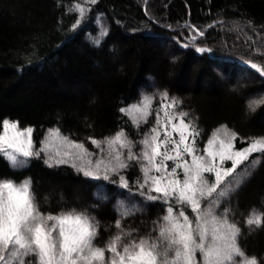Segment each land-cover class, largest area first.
Segmentation results:
<instances>
[{
  "label": "trees",
  "instance_id": "16d2710c",
  "mask_svg": "<svg viewBox=\"0 0 264 264\" xmlns=\"http://www.w3.org/2000/svg\"><path fill=\"white\" fill-rule=\"evenodd\" d=\"M140 90L154 106L164 92L179 100L200 145L220 125L236 133L237 148L264 138V0H0V121L32 127L35 148L54 127L89 150V137L121 129L142 136L153 114L135 127L120 111ZM130 164L124 175L134 191L139 172ZM238 168L243 183L227 189L224 207L241 227L239 244L264 264V226L246 224L251 209L264 214V153ZM25 178L43 212L88 209L103 240L118 231L121 211L131 213L125 229L142 233L161 213L159 202L135 191L128 199L114 177L86 178L67 164L49 168L43 156L19 169L0 158V181Z\"/></svg>",
  "mask_w": 264,
  "mask_h": 264
},
{
  "label": "snow or ice",
  "instance_id": "6c2138e0",
  "mask_svg": "<svg viewBox=\"0 0 264 264\" xmlns=\"http://www.w3.org/2000/svg\"><path fill=\"white\" fill-rule=\"evenodd\" d=\"M251 67L257 66L253 63ZM180 103L175 97L169 101L167 92L161 94L156 123L138 142L142 146L139 153L133 151L137 142L123 130L102 140L89 137V142L100 151L96 160L84 143L62 136L59 128L49 129V136L62 137L69 148L62 155L57 151L53 156L43 146L34 147L32 127L21 129L19 122L0 121V158L10 167H27L31 158L40 159L43 154L49 168L68 164L94 180L109 181L118 175L120 186L127 188L128 181L120 173L132 166L130 161H136L143 181L139 184L141 195L162 205L151 231L126 230L122 220L131 213L124 210L115 220L118 231L109 232L108 239L103 240L100 223L88 209L65 207L56 214L45 213L31 178L20 184L2 180L0 264H260L256 256L249 257L239 244L242 230L230 216L234 210L224 207L229 190L221 186L225 177L231 176L252 153H264V140L257 139L237 149L236 133L222 125L223 138L214 134L201 150L197 146L201 133L194 121L188 119V112L177 110ZM253 103L261 101H250L249 106ZM133 108L141 113L140 120L147 123L152 114L151 99L145 98L143 109ZM134 123L139 127L138 122ZM77 161L81 163L78 165ZM169 161L173 162L171 167ZM225 162H231V167H226ZM153 172L158 175L150 174ZM242 183L237 182L235 189ZM246 224L261 228L264 214L251 209ZM106 253H110L107 259Z\"/></svg>",
  "mask_w": 264,
  "mask_h": 264
},
{
  "label": "rangeland",
  "instance_id": "374dc122",
  "mask_svg": "<svg viewBox=\"0 0 264 264\" xmlns=\"http://www.w3.org/2000/svg\"><path fill=\"white\" fill-rule=\"evenodd\" d=\"M145 98H150V99H151V112H152V114H153V123H152V125L150 126V128L145 132V134H146V133H149V132H150V129H151V128L154 126V124L156 123V120H155V111H156V109L159 107V105H160V103H161V96H160V102L158 103V105H157V106H156V105L154 106V100H153V97H152L150 94L145 93L143 90H140L139 93L137 94V98H136L134 101H132L131 103H129L128 105H126V106H124V107H122V108H125V109L132 108L131 111L123 112V113L128 117V119L131 121V123H132L135 127H137V126H136V123H134V121L138 122L139 125H142L144 122L140 120V115H141V113L136 112L135 109L133 108V106H139L141 109H143ZM169 101H170V99H169ZM177 110H178V109H177ZM149 116H150V115H149ZM149 116H148V117H149ZM7 120H8V119H7ZM9 121H11V120H9ZM11 122H14V121H11ZM221 126H222V125L216 127V128H215V129L209 134L208 138L205 140V142L203 143V145H200V144L197 142V146H198V148L202 150V149L206 146L208 139L211 138L214 134H216V135H218L219 137L223 138V132H224L225 129H222ZM223 126H225V125H223ZM25 128H27V127H25ZM21 129H23V128H21ZM51 129H56V128L54 127V128H51ZM226 129H227V131H229L230 133L232 132L229 128L226 127ZM121 130H122V129H121ZM118 131H120V130H118ZM123 131H124V130H123ZM145 134H143L142 136H139V137H137V138H129V137H128V138L131 139V140H133L134 142H137V145H138V142L144 138ZM114 135H115V133H114L113 135H111V136H114ZM62 136H64V135H62ZM161 138H163V137L161 136ZM257 139L264 140V138H256V139H254V140H257ZM254 140H252V141H254ZM252 141H251V142H252ZM249 143H250V142H249ZM249 143H248V144H249ZM248 144L245 145V146H243V147H241V148H237V147H236V148H237V149H242V148L247 147ZM41 146L45 147V151H46L47 153L53 155V156L56 154L57 151H59V152L61 153V155H62L63 152L69 148V146L63 141L62 137H52V136H49V130L47 131V133H46L44 139H43L42 142H41V145H40L38 148H40ZM101 147H104V145H102ZM38 148H37V149H38ZM141 148H142V146L138 145L137 147H134L133 151L139 153V151L141 150ZM77 151H78V150H77ZM89 151L92 152V153L94 154V156H93V159H94V160L99 159V157H100V151H99V149H97V148H95V147L93 146L92 150H89ZM42 156H43L44 159L47 158V157H46L45 155H43V154H42ZM185 159H187L189 162H191V158H190V157L185 156ZM244 162H245V161H244ZM244 162H243V163H244ZM70 163H71V161H70ZM79 163H81V162L77 161V164H78V165H79ZM129 163H134L135 165L138 166V172H139V173H138V176L136 177V179H135L134 182L132 183L133 188H134V191L137 193L138 196H142V197H144V198L146 199V197H145L144 195H141L142 190H141L140 187H139V184H140L141 182H143L142 179H140V177H141V171H140L139 164H137L136 161H130ZM168 164H169V167H171V166L173 165V162H172V161H169ZM67 165H68V164H67ZM130 165H131V164H130ZM225 166H226V167H231V162H225ZM101 167H103V164L101 165ZM125 170H126V169L122 170V172H121L120 174H121V175H124V171H125ZM150 174H152V175H158L157 173H154V172H153V173H150ZM240 175H241V171L239 170V168H237L231 176H229V177H225V179H224V181H223L221 187H222L223 189H226V190H227V189L229 188L230 185L232 186L233 184L237 183L236 181H237V179L239 178ZM124 176H125V175H124ZM113 177L117 180L116 182H117L118 186H119L120 188H123V187H121L120 184H119V176L116 175V176H113ZM25 179H27V178H25ZM25 179H24V180H25ZM24 180H22L21 182H17V183L15 182V183H16V184H20V183H22ZM100 180H103V179H100ZM10 181H11V180H10ZM238 181H239V180H238ZM124 189H127V193H128L127 198H128V199H131V198H132L131 195H133L132 193H133L134 191H133L131 188H129V189H128V188H124ZM143 191H146V189L143 190ZM100 193H102L101 190H99V194H100ZM5 194H7V193H5ZM152 194L155 195V193H152ZM119 204H120V203H119ZM123 204H124V203H123Z\"/></svg>",
  "mask_w": 264,
  "mask_h": 264
}]
</instances>
